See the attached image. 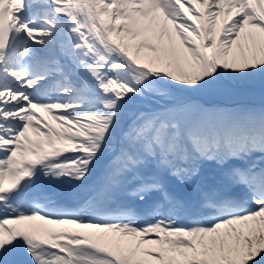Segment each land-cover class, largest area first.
<instances>
[{"label": "snow or ice", "instance_id": "1", "mask_svg": "<svg viewBox=\"0 0 264 264\" xmlns=\"http://www.w3.org/2000/svg\"><path fill=\"white\" fill-rule=\"evenodd\" d=\"M254 84L264 0H0V264H264Z\"/></svg>", "mask_w": 264, "mask_h": 264}, {"label": "rangeland", "instance_id": "2", "mask_svg": "<svg viewBox=\"0 0 264 264\" xmlns=\"http://www.w3.org/2000/svg\"><path fill=\"white\" fill-rule=\"evenodd\" d=\"M250 91V88L247 86V87H243L233 93H235L237 96H243L245 92H249ZM230 94H226V96H229ZM222 96V95H221ZM221 96H217V97H213L212 98V101H216V102H219L220 101H228V102H231L230 100H225L223 97ZM222 106H226V105H222ZM235 106H242V105H237L236 103L231 106V107H235ZM249 106H254V107H261V106H264V103L262 104H249Z\"/></svg>", "mask_w": 264, "mask_h": 264}, {"label": "bare ground", "instance_id": "3", "mask_svg": "<svg viewBox=\"0 0 264 264\" xmlns=\"http://www.w3.org/2000/svg\"><path fill=\"white\" fill-rule=\"evenodd\" d=\"M197 7H199V5H197ZM185 11H187V7L185 6ZM154 42V41H153ZM255 98V99H261L263 100L264 99V95L263 94H260V93H257V94H251L249 95L248 93H245L243 96L241 97H238L236 96L235 94H231V98L232 99H237V98H241V99H250V98ZM39 111V110H38Z\"/></svg>", "mask_w": 264, "mask_h": 264}]
</instances>
